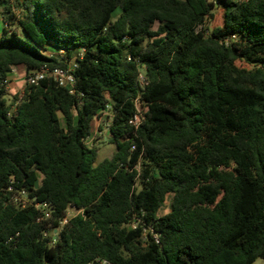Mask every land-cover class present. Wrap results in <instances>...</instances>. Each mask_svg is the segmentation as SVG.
<instances>
[{"label":"trees","instance_id":"obj_1","mask_svg":"<svg viewBox=\"0 0 264 264\" xmlns=\"http://www.w3.org/2000/svg\"><path fill=\"white\" fill-rule=\"evenodd\" d=\"M0 8V264L264 259V0ZM72 62L73 94L48 79L8 97L13 68ZM104 113L115 151L98 162Z\"/></svg>","mask_w":264,"mask_h":264},{"label":"built area","instance_id":"obj_2","mask_svg":"<svg viewBox=\"0 0 264 264\" xmlns=\"http://www.w3.org/2000/svg\"><path fill=\"white\" fill-rule=\"evenodd\" d=\"M77 67V64L75 62H72L71 65H69L67 68H49V67H42L40 70L32 72V73H25V84L29 85H39L40 82L44 80H53L56 82L60 87L67 88L70 90V93H74V85H75V77H74V70ZM17 69L18 68H13L11 71V76L4 80L3 85L4 86H9L12 82V77L17 74ZM142 79V77H141ZM143 80V79H142ZM23 91V90H22ZM22 91L17 93L20 96L22 95ZM18 104L16 102L15 106ZM106 114V113H104ZM141 123V117L140 115H136L131 121L130 124L138 127ZM21 195H24V192L21 193ZM42 204H37L36 208H41ZM75 211H69L66 216L60 221L59 228L54 229V234H57L58 230L61 229L62 226L66 225L69 221L70 218L76 216ZM51 217L50 213L45 212L43 218L44 219H49ZM132 228H136V223L131 225ZM46 235V234H45ZM157 239V237H155ZM158 242V241H157ZM97 264H111L107 261L104 260H97Z\"/></svg>","mask_w":264,"mask_h":264},{"label":"rangeland","instance_id":"obj_3","mask_svg":"<svg viewBox=\"0 0 264 264\" xmlns=\"http://www.w3.org/2000/svg\"><path fill=\"white\" fill-rule=\"evenodd\" d=\"M2 12V8H0V15ZM223 25V10L221 8H218L214 11V17L209 21L208 26L210 29H213L215 27H221ZM23 71L21 69H17V74L19 73L20 76H18V79L15 80V84L19 82V86H14L15 93L8 94V97H11L19 92H21L25 86V74L22 73ZM14 81V80H13ZM111 118L108 114H102L99 117H97L92 122V135L89 139V146L94 147L97 149L98 158L97 161L100 162L105 158H109L112 156V154L115 151L114 145H111L107 143V140L109 138L108 133V125L110 124ZM169 198L165 203L164 208L160 212V216H163L167 214L170 211L169 206ZM254 264H264V259L260 258L256 260Z\"/></svg>","mask_w":264,"mask_h":264},{"label":"crops","instance_id":"obj_4","mask_svg":"<svg viewBox=\"0 0 264 264\" xmlns=\"http://www.w3.org/2000/svg\"><path fill=\"white\" fill-rule=\"evenodd\" d=\"M1 32H2V15H0V35H1ZM19 69H21L23 72L22 73H26L25 72V70L23 69V68H19ZM20 74L21 73H19L18 75H15V76H13L12 77V82H11V84L8 86V93L10 94V93H15V88H14V86H19V82H17L16 84L14 83L15 82V80L16 79H18V76H20ZM14 80V81H13ZM14 85V86H13Z\"/></svg>","mask_w":264,"mask_h":264}]
</instances>
